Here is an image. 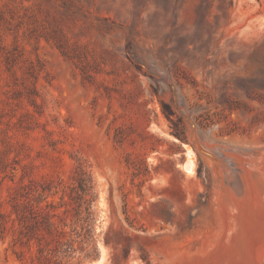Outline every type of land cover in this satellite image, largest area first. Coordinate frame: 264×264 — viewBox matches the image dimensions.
Here are the masks:
<instances>
[{"label": "rangeland", "instance_id": "rangeland-1", "mask_svg": "<svg viewBox=\"0 0 264 264\" xmlns=\"http://www.w3.org/2000/svg\"><path fill=\"white\" fill-rule=\"evenodd\" d=\"M222 146L264 148V0H0V264L196 250Z\"/></svg>", "mask_w": 264, "mask_h": 264}, {"label": "bare ground", "instance_id": "bare-ground-1", "mask_svg": "<svg viewBox=\"0 0 264 264\" xmlns=\"http://www.w3.org/2000/svg\"><path fill=\"white\" fill-rule=\"evenodd\" d=\"M194 136L191 131L195 143ZM202 138L207 146L212 141L206 134ZM186 147L194 170L196 152L191 145ZM226 149L204 148L213 173L217 225L196 250L185 247L162 259L153 253L157 264H264V148L232 153Z\"/></svg>", "mask_w": 264, "mask_h": 264}, {"label": "water", "instance_id": "water-1", "mask_svg": "<svg viewBox=\"0 0 264 264\" xmlns=\"http://www.w3.org/2000/svg\"><path fill=\"white\" fill-rule=\"evenodd\" d=\"M199 149H200V147H199ZM201 150V149H200Z\"/></svg>", "mask_w": 264, "mask_h": 264}]
</instances>
